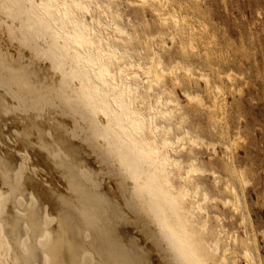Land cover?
<instances>
[{
	"label": "bare ground",
	"instance_id": "bare-ground-1",
	"mask_svg": "<svg viewBox=\"0 0 264 264\" xmlns=\"http://www.w3.org/2000/svg\"><path fill=\"white\" fill-rule=\"evenodd\" d=\"M108 1L100 0L103 9L99 10L97 0H0V89L14 102L10 112H19L31 125L17 130L19 141L23 137L34 141L48 159L51 153L62 157V168L58 170L63 173L68 168L76 176L70 190L65 181L70 192L64 196L88 219L82 224L76 215L62 208L57 215L53 212L57 220L52 234L56 251L53 261L71 264L78 257L76 249H81L82 264H164L144 227L137 219L127 220L126 197L117 196L113 185L104 183V171L96 170L101 163L97 154L90 147L92 154L70 143L61 134L63 128L60 133L56 132L58 128L49 133L46 127L34 126V113L50 107L69 110L88 130L96 151L104 154L120 174L124 193L138 216L150 224L156 245L167 253L170 264H235L238 258L243 264H262L245 210L243 190L251 182L245 166L238 165L230 154L232 148H238L241 132L230 133L228 126H219L213 129L217 139H206L196 125L185 124L182 107L167 96L171 91L166 80H171L175 88H182L187 106L209 109L224 104L222 86L201 69L195 72L185 59L186 52L195 49L192 39L186 37V16L175 7L169 8L170 0H129L149 6L163 24L171 25L179 39L180 55L167 64L155 43L158 38L163 44L166 34L144 32L147 45L140 49L144 55H134L138 35L122 12L113 11L110 4L116 0ZM162 7L168 12H160ZM117 57L120 59L116 61ZM243 66L239 56L233 59L228 55V66L220 74L238 95L249 86ZM201 81L212 92L210 102L201 88L193 87ZM141 92L148 93L149 98L142 99ZM4 109L6 103L0 93V114ZM70 138L83 142L76 132ZM218 145L226 161L223 171L216 168L211 155L209 168L203 166L201 158L202 150L217 155ZM32 151L22 150L33 161L34 156L43 157L36 153L38 150ZM173 168L182 170L177 182L171 179ZM207 179H212V185L225 196L210 194L203 185ZM220 206L239 213L244 239L223 225ZM212 217L219 224L209 229ZM97 223L101 228H96ZM120 226L138 230L146 245H136L135 237L133 242L125 239ZM1 235L0 261H6L9 249ZM38 245L42 249L44 244ZM151 255L156 259L154 263ZM50 261L46 256L45 264Z\"/></svg>",
	"mask_w": 264,
	"mask_h": 264
},
{
	"label": "rangeland",
	"instance_id": "rangeland-1",
	"mask_svg": "<svg viewBox=\"0 0 264 264\" xmlns=\"http://www.w3.org/2000/svg\"><path fill=\"white\" fill-rule=\"evenodd\" d=\"M104 1L107 2L108 0ZM97 2L99 10H102L103 6L100 0H97ZM108 3L110 2L108 1ZM133 4L129 0H116L115 4H110L113 11L118 10L125 15L124 17L129 19L135 33L138 35V40L135 43L136 51L133 54L144 55L140 53V49L147 45L144 32L149 35L164 33L166 34L163 39L164 43L162 44L158 38H155V43L157 48L160 49L165 62L171 64V61L180 55L179 39L173 29H171V25L163 24L159 20L158 15L149 6ZM171 7H175L183 16H186V37L192 39L195 46L193 51L189 50L186 52V61L195 72L201 69L209 74L211 81H216L222 86L224 104L221 107H211L209 109L187 106L182 95V88H175L171 80H166V84L171 91L167 96L176 100L182 107L181 112L185 116V124L190 126L191 122L192 126L196 125L195 127L204 133L206 139L215 141L217 136L213 133V129L219 126H228L230 133L236 130L241 132L242 140H239V150L238 148L236 150L232 148L230 154L236 157L235 160L238 165L242 164L245 166L251 182L246 188L247 190H243L245 210L248 217L247 224L248 228L256 236L257 251L261 256V263L264 264V2L263 0H170L169 8ZM159 11L168 12L166 7L159 8ZM87 19L90 21L89 16ZM192 30L194 35H191ZM116 39L119 43L125 44L118 37ZM228 55H231L233 59L239 56L244 62L243 70H245L244 74L249 81V86L243 90L242 95L232 91L226 79L220 75L228 66ZM119 59L120 57H117L116 61ZM43 73L46 74V71ZM200 83L202 86L199 85V82H195L193 87L201 88L203 94L206 95L207 102H210L212 92L204 86L202 81ZM160 86H156V88L158 89ZM0 90L6 103V109L3 110V114H0V165L5 166L0 168V225H2L0 226V233L2 237H5L2 240H4L9 249L8 263H6L7 259L6 261H0V263L9 264L11 261L10 264H45V257L48 256L52 260L50 264H56L53 261L56 251L52 246V234L55 232L57 220L54 219L53 212L57 215L59 209L62 208L67 214L76 215L82 224L88 220L86 215L81 214L80 210L71 206L64 196L70 192V185H72L73 181H76V176L68 168L64 169L63 173L60 172L63 159L61 160L62 157L58 154L51 153L48 159L35 146L33 140V142H30L28 138L23 137V141H19L21 136L17 133V130H21V126L28 128L31 125L19 112H10L9 108L14 106V102L4 89ZM141 94H144L143 96L140 95L142 99L149 98L148 93L141 92ZM34 114L32 119L34 126L46 127L49 133L52 130L55 132L57 128L56 132L60 133V129L63 128L61 134H65L66 136H64L70 143L78 149L82 148L81 151L85 150L83 152L88 154L91 153L90 147L94 155L97 154L101 163L100 166L96 167V170L104 171V183L112 184L115 194H118L117 196L126 197L127 220L137 219L138 223L144 227L151 243L156 246L155 251L162 262L170 264L167 253L157 247L156 237L150 229V224L138 216L133 204L129 201L126 193H124L120 182V174L110 166L104 154L96 151L88 130L78 123L69 110L50 107L49 109L38 110ZM16 122L17 126L15 125ZM67 124L71 125V127L67 126L68 128H65ZM56 125L59 127L54 128ZM74 131L81 136L83 142L70 138L75 133ZM19 144L21 147H19ZM33 146L34 148H32ZM23 148L31 149L33 153L38 150L36 153L39 152L38 154H42L43 157H38V154H35L39 161L35 156L33 161L30 154L22 152ZM217 149L219 151L217 150V155L215 156L212 155L211 151L204 153V150H202L203 166L205 168L210 167L208 155H211L216 168L219 171H223L226 161L223 154H221L222 148L218 145ZM18 154L21 156H18ZM5 159L8 161L6 162ZM183 160H186L185 157H183ZM87 161H90L89 157ZM4 162L9 163V166L7 164L6 166ZM32 163L35 164L33 165ZM27 164L35 167L37 165L39 168L29 167ZM28 168H30V172ZM181 171L178 168H173L172 173L174 175L171 179L176 182L179 181ZM65 181L69 185H67L69 190L65 188ZM204 181L203 185L209 190L210 194L225 196L224 192L216 190L212 185V179ZM42 192L45 194L44 196ZM96 193H100L97 186ZM208 205L210 206V204ZM218 211L222 215L223 225L230 232L235 231L240 240L244 239V228L239 223V213L233 214L229 209L222 206L218 207ZM214 219V217L210 219L209 229L219 224ZM5 220L8 221L5 222ZM99 226L101 228V224L97 223L96 228H99ZM120 228L121 234L125 239L133 242L135 237L138 242L136 245H141L142 247L146 245L147 242L143 237L139 236L138 230H130L131 228L127 226H120ZM24 237L26 238L24 239ZM39 243L46 245H42L41 247L43 248L41 249L40 245H38ZM76 252L78 257L71 264H82L80 262L82 250L76 249ZM132 252L134 253L135 250L133 249ZM141 256H145V254L141 252ZM155 260L153 255H151V261L154 263ZM235 264H243V262L238 258Z\"/></svg>",
	"mask_w": 264,
	"mask_h": 264
}]
</instances>
